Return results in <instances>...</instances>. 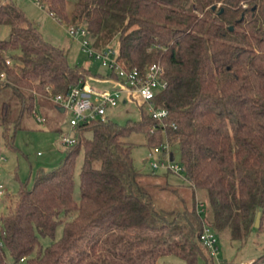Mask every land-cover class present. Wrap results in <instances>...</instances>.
Here are the masks:
<instances>
[{"label":"trees","instance_id":"obj_1","mask_svg":"<svg viewBox=\"0 0 264 264\" xmlns=\"http://www.w3.org/2000/svg\"><path fill=\"white\" fill-rule=\"evenodd\" d=\"M36 1L60 22L84 26L95 48L114 43L126 68L161 64L168 85L153 103L167 115L157 119L140 108L136 121L107 116L76 126L62 163L38 171L0 213V264H157L164 256L230 264L225 254L217 263L200 234L208 224L243 246L253 231H264V0ZM0 24L10 27L0 40V91L15 98V105L0 104L8 146L37 96L65 94L88 76L117 79L70 63L12 0H0ZM133 133L145 134L150 149L178 143L177 162L189 186L205 192L208 215L197 211L195 193L190 206L158 205L134 166L126 140ZM40 237L51 241L43 246ZM250 264H264V253Z\"/></svg>","mask_w":264,"mask_h":264},{"label":"rangeland","instance_id":"obj_2","mask_svg":"<svg viewBox=\"0 0 264 264\" xmlns=\"http://www.w3.org/2000/svg\"><path fill=\"white\" fill-rule=\"evenodd\" d=\"M12 1L25 11L28 18L34 22L47 41L62 47L67 52L70 63L83 66L89 69L92 74L108 73V70L99 61L84 53L79 43L70 37L67 32L69 26L67 23H62L56 17L51 16L44 7L37 4L36 0ZM71 8L72 4H68V10H71ZM9 34L10 27L0 24V40L7 39ZM86 81L90 86L99 90L113 88L112 83L97 80L93 76L87 77ZM7 100L15 105L13 101L15 98L10 90H1L0 104L2 101ZM142 108L147 110L145 105ZM69 115L67 111L61 112L51 99L37 96L34 110L24 112L20 124L22 129L17 130L13 147L6 145L2 135L3 128L0 126V187L5 192L1 198H5L4 202L2 203V200L0 202V213L11 206L13 197L17 195L22 185H26L28 188L33 186L38 171H50L62 163L67 149V146L62 143V137L73 134V131L68 127ZM38 118H44L45 121L39 122ZM108 118L120 124L126 123L129 119L136 121L140 118V107L132 100H129L126 104L121 101L118 106L108 111ZM126 140L133 144L131 153L134 166L142 175L140 182L154 194L160 207L170 209L181 208L184 205L190 206L193 193H195V203L205 204L206 194L204 191H194L188 182L174 174L158 170L154 172L157 176H147L152 173L150 163L158 161L162 158V155L156 154L150 149L145 134L133 133ZM170 149L177 162L179 160L178 143L170 145ZM82 160L83 154L80 153L75 162V198L79 197V170ZM166 181L170 187L162 189L153 187L154 184H162L163 186ZM182 199L185 202L184 204ZM204 213L205 215L209 214L208 211ZM61 235L62 226H59L56 231V239L60 238ZM39 239L43 246H47L51 241L49 238L40 237ZM0 244H2L1 239ZM218 245L221 252L216 260L217 263L223 260V254H225L227 263L250 264L264 253V231H253L251 237L243 246L232 241L229 233L224 232L221 235L218 234ZM5 252L7 260L11 261L8 251L5 250ZM157 264H183V261L177 256H164L158 259Z\"/></svg>","mask_w":264,"mask_h":264},{"label":"built area","instance_id":"obj_3","mask_svg":"<svg viewBox=\"0 0 264 264\" xmlns=\"http://www.w3.org/2000/svg\"><path fill=\"white\" fill-rule=\"evenodd\" d=\"M37 4L43 7L39 1H37ZM67 32L72 39L79 43L84 53L99 61L104 68L114 73L117 77V79L113 80L112 89L99 90L84 81L72 86L67 93L58 94L51 98L63 112H69L68 124L71 131L74 132L79 124L93 119L106 118L108 111L118 106L121 101L122 103H127L129 100L135 101L140 108L145 105L147 112L157 119L167 115L166 110L156 109L153 103L155 95L165 90L168 85L164 77V68L161 64L153 63L144 72L137 68H126L117 59V48L111 43L101 49L95 48L89 36V31L84 26L69 25ZM3 78V75H1L0 81ZM37 120L39 122L45 121L44 118H38ZM152 132L153 129H151ZM75 142L76 136L74 134L62 137V143L67 147L72 146ZM152 150L154 153L162 155L161 159L150 163L152 170L169 171L182 180L188 181L185 176L184 166L176 162L172 157L169 142L156 146ZM4 194V190L0 187V202ZM196 208L197 211L204 212V203L197 202ZM200 240L210 255L217 260L221 252L218 245V235L208 224H204ZM24 260L25 258H21L16 264H21Z\"/></svg>","mask_w":264,"mask_h":264},{"label":"crops","instance_id":"obj_4","mask_svg":"<svg viewBox=\"0 0 264 264\" xmlns=\"http://www.w3.org/2000/svg\"><path fill=\"white\" fill-rule=\"evenodd\" d=\"M89 77V76H88ZM95 79H97V80H100V81H106V82H110V83H112L113 84V78H99V77H95V76H93ZM86 81V80H85ZM114 85V84H113ZM124 103V102H123ZM124 104H126V103H124ZM60 109V108H59ZM60 111L61 112H63V110L62 109H60ZM69 127V126H68ZM71 130V129H70ZM167 182V181H166ZM4 199L5 198H3L2 199V203L4 202Z\"/></svg>","mask_w":264,"mask_h":264},{"label":"water","instance_id":"obj_5","mask_svg":"<svg viewBox=\"0 0 264 264\" xmlns=\"http://www.w3.org/2000/svg\"><path fill=\"white\" fill-rule=\"evenodd\" d=\"M260 221H261V219H260V213H258V214H257V217H256V220H255V227H256V228H259V226H260Z\"/></svg>","mask_w":264,"mask_h":264}]
</instances>
